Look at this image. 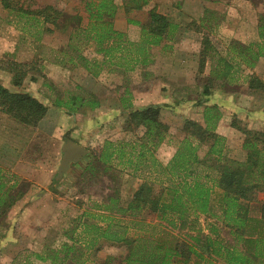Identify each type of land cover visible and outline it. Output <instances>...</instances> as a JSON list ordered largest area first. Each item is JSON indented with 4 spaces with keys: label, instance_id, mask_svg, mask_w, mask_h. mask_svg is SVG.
Returning a JSON list of instances; mask_svg holds the SVG:
<instances>
[{
    "label": "rangeland",
    "instance_id": "rangeland-1",
    "mask_svg": "<svg viewBox=\"0 0 264 264\" xmlns=\"http://www.w3.org/2000/svg\"><path fill=\"white\" fill-rule=\"evenodd\" d=\"M10 1L13 6L31 9L52 5L61 15L56 25L44 23L42 18L23 16L16 10L5 8L0 0V83L14 91L28 92L48 106L47 117L36 127L17 121L0 109V182H3L2 188L7 193L8 201L13 194H22L20 201L11 206L15 212L13 215L6 214L8 210L4 215L1 214L0 207V235L5 228L13 227L12 236H17L16 241L9 240V243L3 239L6 233L0 237V264H50L53 250L61 251L65 248V243L73 245L74 242L77 249L65 257L68 264L74 261L78 264H124L128 253L127 243L102 239L96 247L87 251L78 243L81 239V227L78 223L85 211L94 210L97 202L106 201L110 197H117L122 203L129 202L144 180L134 176L131 169L122 167L118 161L106 168L95 160V153H99L105 140L137 141L145 135L146 127L142 124L136 126L130 107H124L123 102L132 105L136 102L141 108L150 104H165L161 108L160 119L168 125L167 137L156 148L155 153L161 162L167 164L174 157L179 142L189 135L184 126L186 119L190 117L191 107L193 104L200 107L203 104V81L210 82V89L220 87L216 83L218 80L212 77L206 79L204 76L207 64L213 62L212 52L208 48L213 47L233 63L235 70L239 67L236 77L245 76L246 71L253 69L259 60L253 68L248 67L239 54H248L243 48L251 46L253 51L258 52L259 47H262V55L264 54V39L260 35V26L264 25V0H150V4L141 11L130 12L126 11L124 0H115L119 8L114 25L121 32L127 31L129 17L147 22L148 11L153 6L177 23L179 28L159 45L150 47L149 64L139 65L131 71L106 68L99 76L90 74L82 64L70 61L72 56H76V52L69 47L71 32L88 22L86 0ZM257 19L259 24L256 26ZM139 37L140 31L134 30L131 38L137 40ZM90 50L94 55L92 48ZM174 50L185 54L184 66L193 71H188V75L194 78L193 84H188L189 89H185L192 102L179 105L177 109L171 108L174 101L166 97L155 103L149 102V92L162 86L160 63L155 66L154 71L151 70L154 57L168 55ZM199 52L201 56L195 57ZM11 61L26 64L22 66L27 73L20 87L12 82L13 74L9 71ZM218 64L223 67V62ZM165 65L167 68L169 63ZM176 80L173 79L170 85L178 88ZM154 85L158 86L153 87ZM176 93L175 99L178 98ZM75 94H94L102 104L95 110L81 108L75 113L56 106V98ZM254 98V102H263L264 91H259ZM200 107L197 108L202 111ZM209 108L210 111L203 113L202 125L215 132L222 112L212 106ZM217 114L220 115L218 118ZM239 118L235 114L228 121V125L237 131L235 135L239 136L234 137L232 145H229L226 136L215 132L224 137L223 155L226 158H232L231 155L239 156L238 149L245 137L233 123L249 128L244 119ZM68 140L78 143L82 141L80 144L88 149V153L81 160L71 162L62 175H59L62 149ZM213 142L214 139L211 138L206 143H201L198 150L199 158L207 160L208 164H214L213 159L216 158L210 152ZM89 164H92L93 171ZM203 169L204 172L205 168ZM160 178L165 179V176L149 174V180L158 181ZM216 191L220 193L219 189ZM213 195L218 205L219 195ZM260 200L264 202V197ZM249 205L250 214L261 215L258 203ZM151 219L148 217L146 221ZM152 222L158 226L149 227V223L126 225L128 220L121 222L118 227L127 228L132 238L137 236L135 233L145 235L155 232L171 244L193 243L197 251L205 256H208V250L203 248L205 242L208 243L206 236L211 238L213 249L221 246L223 251V246H237L239 249L243 247L233 230L222 222H217L214 216L200 215L197 221H177L176 227L162 219L153 218ZM195 238L200 241L197 242ZM65 252L60 255L65 256ZM35 253H42L46 261L35 258ZM211 257L212 260H217V264H225L227 260L225 255L216 252ZM189 260V264H194L195 260L204 259L193 256Z\"/></svg>",
    "mask_w": 264,
    "mask_h": 264
},
{
    "label": "trees",
    "instance_id": "trees-1",
    "mask_svg": "<svg viewBox=\"0 0 264 264\" xmlns=\"http://www.w3.org/2000/svg\"><path fill=\"white\" fill-rule=\"evenodd\" d=\"M2 4L5 8L16 10L23 16L42 18L44 23L50 22L53 25H56L61 15L52 5L31 9L13 6L10 0H2ZM149 4L150 0H124L127 12L141 11ZM118 8L119 5L115 0H86L85 11L88 14V22L77 26L71 32L69 47L76 52V56H72L70 61L74 64H82L93 76H99L106 68L116 67L131 71L139 65L149 64L150 47L159 45L163 39L174 34L179 28L177 23L153 6L148 11L147 22L129 17L127 31L121 32L114 25ZM136 29L140 31L137 40L131 38L132 32ZM260 35L264 39V25L260 26ZM208 49L212 52L213 61L210 77L218 80V85L223 88L228 83L236 82L239 78L232 72L236 68L234 64L213 47ZM259 49L255 52L251 46H246L243 51L247 50L248 54L239 53L248 67L253 68L262 56V47ZM219 62H223V67L218 66ZM22 66L26 64L16 61H11L9 65V71L13 74L12 82L19 87L23 85L27 73ZM238 69L236 70L239 72ZM246 77H248L249 89L260 88L264 91V82L260 77L255 74ZM209 83L207 81L204 87L206 95L210 92ZM55 104L70 112H76L81 108L96 109L101 103L94 94L93 96L75 94L56 98ZM123 106L130 107L132 120L136 126L142 124L146 127L145 135L137 141L105 140L94 158L106 168L111 167L114 161H118L119 165L131 169L134 176L142 178L144 182L127 203H122L117 197H110L106 201L95 203L94 210L85 211L82 214L85 218L79 219L78 223L81 227L79 232L81 239L78 243L87 251H91L102 239L117 243L125 242L128 245V253L124 264H189L191 261L189 259L193 256L204 259L195 260L194 264H200L201 261L203 264H217V260H212L213 252L225 255L227 257L225 264H253V258L264 259V231H262L264 202L260 200L264 197V132L233 123L245 136L243 149L247 152V158L245 161H239L223 155L224 137L196 120L186 119L184 130L188 131L189 135L179 142L174 157L164 164L156 156L155 150L167 137L168 125L160 119L161 108L165 104L133 108L131 103L123 102ZM212 108L216 109V106ZM0 109L17 121L32 127H36L48 112V106L37 97L28 92L11 90L3 84H0ZM207 111H210V108H207ZM219 116L216 115L217 118ZM211 138L214 142L210 152L216 156L213 159L214 164L206 163L207 160H201L198 155L201 143L204 144ZM203 168H205L204 172ZM91 170L93 171V166ZM149 174L164 175L165 179L149 180ZM2 187L3 182H0V207L1 214L4 215L22 194H13L8 201L7 193ZM217 189L220 193L216 191ZM214 193L219 195L218 205L213 198ZM253 202L258 203L261 215L250 214L249 204ZM200 215L214 216L217 222H222L231 228L243 247L239 249L237 246L232 248L223 246V251L221 246L213 249L211 238L206 236L208 243L205 242L203 248L208 250V256H205L197 251L193 243L171 244L155 232L145 235L135 233L137 236L132 238L127 228L118 227L121 222L128 220L129 223L126 225L149 223V227H156L158 224L152 222L153 218L165 220L169 225L176 227L177 221L184 219L197 221ZM148 217L152 218L149 222L146 221ZM195 240L200 241L199 238ZM64 245L65 248L61 251H67L65 256L60 255L62 253L60 250H53L51 255L53 260L50 264H68L65 257H68L71 251H76V242L73 245L67 243ZM34 255L35 258L46 261L42 253ZM182 257L185 260H179ZM69 264H78V262Z\"/></svg>",
    "mask_w": 264,
    "mask_h": 264
},
{
    "label": "crops",
    "instance_id": "crops-1",
    "mask_svg": "<svg viewBox=\"0 0 264 264\" xmlns=\"http://www.w3.org/2000/svg\"><path fill=\"white\" fill-rule=\"evenodd\" d=\"M255 23H256V26L259 24L258 19L255 21ZM242 41L246 42L244 40ZM199 55L201 56L200 52L198 54H195V57H198ZM154 59H155L154 64L153 66H151V70L154 71L155 66H157L158 63H160V66L162 68V78H161L162 86L159 89L157 88V90L155 89L154 92L152 93L149 92V102L151 101V103H155L159 99H164L166 97L174 101V103L171 104L172 109L173 108L177 109L179 105L183 106V105H186L187 103L192 102V100L189 97L190 94L188 95L185 92V89L186 88L189 89L190 87V85L188 84H191V83L193 84L194 82L193 80L194 78L188 75L189 73L188 71H191V72L193 71L189 70V68L184 66L185 60H186L185 54H183L181 51L174 50L168 55L166 54L157 55L156 57H154ZM206 62L208 63V61ZM167 63H169V66H167L166 68L165 64ZM193 65L195 66V62H193ZM207 65H208V68L206 71V75H204L206 79L210 77V73L212 70L211 61ZM232 72L239 73L236 70H233ZM251 74H255L256 76L260 77V79L264 82V54L259 58L256 66L253 69H248L246 71L245 77L242 75L241 76L237 75L239 79L232 84L230 83L226 84L225 88L221 86L219 88L214 87L215 89L211 88L210 92L207 95L204 94L203 98L201 99L203 101V104L201 106L202 111L197 108L200 106H195L193 104V107H191L189 111L190 117H188V119L196 120L197 122L202 124L204 122L203 113L207 112V108L211 106L212 107L216 106V108L222 112V116H221L220 122L215 132L226 136L229 145H232L234 137H239L235 135L237 133L235 128H233V126L231 125H228V121L231 120L235 114L238 117H240L239 119L241 120L244 119V121L248 124V127H249L248 129L264 132V101L254 102L255 100L254 96H257V93H259V91L261 90L260 88L259 89H255V88L249 89V85H248L249 83L247 81L248 77H246V75L248 76ZM171 79L172 80L177 79L175 82L178 84L177 86L178 88H176L175 86L172 87L170 85V83H173ZM203 82H204L203 84L205 87L207 82L205 81ZM4 86L6 85L4 84ZM156 86L158 85H154L153 87H156ZM149 89H150V84H149ZM175 92H177L176 93V98L178 97L177 99L174 98ZM178 92H180V95ZM191 104H188V105L190 106ZM133 108H141V107L140 106L138 107L136 102L135 103L133 102ZM90 110H95V109H90ZM46 117L47 115L39 122V124L42 123V121ZM243 141H242L241 148L238 149L239 156H233L230 154L232 158L238 159L239 161H245L247 158V152L243 149ZM79 142L82 143V141H79ZM19 198L16 199L15 204L18 201H20ZM15 204H13L12 207ZM12 207H9L7 209L8 211L6 212V214L10 215L11 213V215H13L15 213L14 210H12ZM5 233H6V236H3L4 237L3 239H5V242L6 241H8V243L11 242L9 240L16 241L15 238H17V236L16 237L12 236L13 227H10L9 229L5 228V231L1 233L0 237L2 235H5ZM253 264H264V260H253Z\"/></svg>",
    "mask_w": 264,
    "mask_h": 264
},
{
    "label": "water",
    "instance_id": "water-1",
    "mask_svg": "<svg viewBox=\"0 0 264 264\" xmlns=\"http://www.w3.org/2000/svg\"><path fill=\"white\" fill-rule=\"evenodd\" d=\"M62 150L63 156L59 169V175H62L63 171L67 169L71 162L81 160L84 155L88 153V149L85 146L74 140H68Z\"/></svg>",
    "mask_w": 264,
    "mask_h": 264
}]
</instances>
